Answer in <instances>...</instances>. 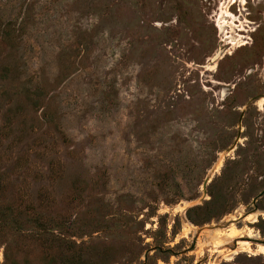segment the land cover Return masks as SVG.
<instances>
[{"label":"rangeland","instance_id":"obj_1","mask_svg":"<svg viewBox=\"0 0 264 264\" xmlns=\"http://www.w3.org/2000/svg\"><path fill=\"white\" fill-rule=\"evenodd\" d=\"M262 99L264 0H0V264H264Z\"/></svg>","mask_w":264,"mask_h":264},{"label":"water","instance_id":"obj_2","mask_svg":"<svg viewBox=\"0 0 264 264\" xmlns=\"http://www.w3.org/2000/svg\"><path fill=\"white\" fill-rule=\"evenodd\" d=\"M209 182H210V176H209V177L205 180V182H204V185H203L204 190L207 188ZM263 195H264V191L258 196V199L261 198ZM258 199H255V202H256Z\"/></svg>","mask_w":264,"mask_h":264},{"label":"bare ground","instance_id":"obj_3","mask_svg":"<svg viewBox=\"0 0 264 264\" xmlns=\"http://www.w3.org/2000/svg\"><path fill=\"white\" fill-rule=\"evenodd\" d=\"M232 2L235 3V0H232ZM263 103H264V99H262V100L260 101V105H262ZM241 244H242V245H249V243H246V242H245V243H241ZM260 249H261L262 251H264V247H261Z\"/></svg>","mask_w":264,"mask_h":264}]
</instances>
